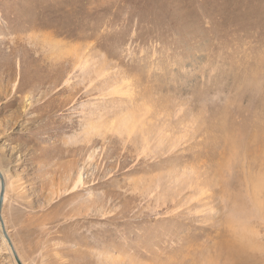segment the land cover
Listing matches in <instances>:
<instances>
[{"label": "rangeland", "instance_id": "374dc122", "mask_svg": "<svg viewBox=\"0 0 264 264\" xmlns=\"http://www.w3.org/2000/svg\"><path fill=\"white\" fill-rule=\"evenodd\" d=\"M0 171L23 264H264V0H0Z\"/></svg>", "mask_w": 264, "mask_h": 264}, {"label": "water", "instance_id": "95a60500", "mask_svg": "<svg viewBox=\"0 0 264 264\" xmlns=\"http://www.w3.org/2000/svg\"><path fill=\"white\" fill-rule=\"evenodd\" d=\"M0 181H1V188H0V228H1V233L4 237V239L6 240L8 246H9V249H10V253L12 255V257L14 258L16 264H22L17 252H16V249L14 248V245L6 231V228H5V224H4V220L2 218V215H1V212H2V204H3V176H2V173L0 171Z\"/></svg>", "mask_w": 264, "mask_h": 264}, {"label": "bare ground", "instance_id": "6f19581e", "mask_svg": "<svg viewBox=\"0 0 264 264\" xmlns=\"http://www.w3.org/2000/svg\"><path fill=\"white\" fill-rule=\"evenodd\" d=\"M0 188H1V181H0ZM3 197H4V183H3ZM2 197V199L4 200V198ZM0 235H2V233H1V228H0ZM3 236V235H2ZM4 238V237H3ZM2 238V239H3ZM4 241V240H3ZM6 244V243H5ZM8 245V244H7ZM8 248H9V246H8ZM10 250V249H9ZM14 259V258H13ZM15 261V260H14ZM22 262V261H21ZM16 263V262H15ZM23 264V263H22Z\"/></svg>", "mask_w": 264, "mask_h": 264}]
</instances>
